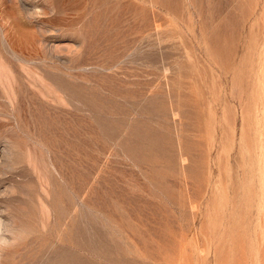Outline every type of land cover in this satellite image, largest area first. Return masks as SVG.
Here are the masks:
<instances>
[{"label":"rangeland","instance_id":"rangeland-1","mask_svg":"<svg viewBox=\"0 0 264 264\" xmlns=\"http://www.w3.org/2000/svg\"><path fill=\"white\" fill-rule=\"evenodd\" d=\"M0 264H264V0H0Z\"/></svg>","mask_w":264,"mask_h":264}]
</instances>
